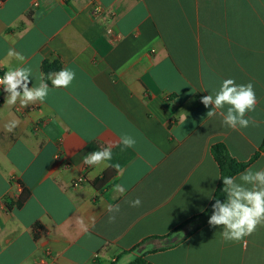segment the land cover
Segmentation results:
<instances>
[{
	"label": "crops",
	"instance_id": "1",
	"mask_svg": "<svg viewBox=\"0 0 264 264\" xmlns=\"http://www.w3.org/2000/svg\"><path fill=\"white\" fill-rule=\"evenodd\" d=\"M10 49L29 87L62 68L76 78L26 108L0 87V264H264V226L244 246L195 218L219 182L211 146L247 162L264 143V0H0L3 72L17 66ZM228 78L254 85L258 126L207 117L201 98ZM123 133L134 148L115 146ZM108 142L109 167L83 163ZM248 168H264V152Z\"/></svg>",
	"mask_w": 264,
	"mask_h": 264
},
{
	"label": "clouds",
	"instance_id": "2",
	"mask_svg": "<svg viewBox=\"0 0 264 264\" xmlns=\"http://www.w3.org/2000/svg\"><path fill=\"white\" fill-rule=\"evenodd\" d=\"M8 57L17 61V66L9 64L7 70L0 76V87L7 93L5 103L8 106L26 108L38 102L43 103L51 88H68L76 78L75 71L69 68H62L58 72L48 73L47 77L40 74L39 82L29 87L30 77H34L31 67L24 66L26 57L13 49L8 51ZM35 79H37L35 77ZM51 81V87L48 83ZM201 103L207 108L214 105V108L207 112V117L219 115L222 123L233 130L244 129L249 126H258L257 122L248 116L254 112L257 104V97L254 85L237 84L232 78L224 79L219 90L215 94L203 96ZM182 124L187 120L188 115L179 113ZM19 121L11 119L4 124L7 132H13L18 127ZM137 140L134 136L123 133L115 146L122 145L124 148H134ZM113 143L108 142L105 147L92 151L84 156L83 163L89 166L110 165L106 161L112 159ZM119 169V165H116ZM223 180L222 192L226 198L223 202L216 199L212 204V214L208 219V224L212 227H221V235L225 242L242 243L247 245L246 237L253 235L257 229L264 226V168H248L238 177L220 176ZM114 190L124 194L126 189L123 185L117 184ZM131 207H139L142 201L139 198L128 201ZM106 211L110 214L109 223H114L116 214L120 212V205L109 204ZM92 219L94 226L95 218ZM84 224L82 220L79 221ZM84 231L88 227L84 225Z\"/></svg>",
	"mask_w": 264,
	"mask_h": 264
},
{
	"label": "trees",
	"instance_id": "3",
	"mask_svg": "<svg viewBox=\"0 0 264 264\" xmlns=\"http://www.w3.org/2000/svg\"><path fill=\"white\" fill-rule=\"evenodd\" d=\"M210 152L212 157L214 158L215 162L219 168V177L220 176H236L243 172L254 160L257 159L261 152H264V143L260 146V149L252 156V158L247 162H240L233 159L224 144L217 143L211 146ZM223 189V180L219 178L218 186L214 193L213 199L206 211L204 213L198 215L195 218L207 217L205 221H208L212 214V204L215 202L216 199H220L222 202L226 198L225 194L222 192ZM29 190L23 188L18 198L15 200L14 203H6L8 207H12V205L16 206L17 208L21 207L26 199L29 196ZM204 221V222H205ZM37 236L36 232H34Z\"/></svg>",
	"mask_w": 264,
	"mask_h": 264
},
{
	"label": "built area",
	"instance_id": "4",
	"mask_svg": "<svg viewBox=\"0 0 264 264\" xmlns=\"http://www.w3.org/2000/svg\"><path fill=\"white\" fill-rule=\"evenodd\" d=\"M3 71L2 69H0V76L3 75ZM84 181V178L83 177H80L79 179L75 180L73 183H72V186L73 187H77L80 183H82Z\"/></svg>",
	"mask_w": 264,
	"mask_h": 264
}]
</instances>
